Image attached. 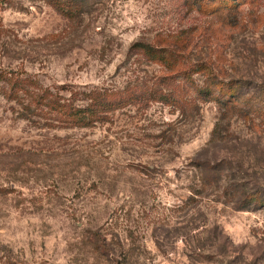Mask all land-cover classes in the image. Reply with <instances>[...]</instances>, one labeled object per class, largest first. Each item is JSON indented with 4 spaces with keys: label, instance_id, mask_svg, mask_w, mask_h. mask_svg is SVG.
<instances>
[{
    "label": "rangeland",
    "instance_id": "rangeland-1",
    "mask_svg": "<svg viewBox=\"0 0 264 264\" xmlns=\"http://www.w3.org/2000/svg\"><path fill=\"white\" fill-rule=\"evenodd\" d=\"M4 2L0 264H264V204L236 202L264 199V118L222 120L213 103L185 118L150 102L93 127L46 128L2 93L5 73L80 91L163 77L131 47L178 41L179 69L202 63L251 95L264 87V0L214 16L192 0Z\"/></svg>",
    "mask_w": 264,
    "mask_h": 264
},
{
    "label": "trees",
    "instance_id": "trees-1",
    "mask_svg": "<svg viewBox=\"0 0 264 264\" xmlns=\"http://www.w3.org/2000/svg\"><path fill=\"white\" fill-rule=\"evenodd\" d=\"M192 1L196 3L198 11L202 10L201 4L208 3V6H211L208 13L214 16L222 11L226 14L236 13L238 6L256 0H209L211 3L204 0ZM4 3L2 0V4ZM74 12L75 9H67L64 14L69 18L74 16ZM171 42L164 47L137 42L131 47V50L144 60L163 65L168 70L163 77L137 79L122 88H92L80 91L74 87L49 89L40 86L26 75L15 78L12 73H5L2 74V81L6 82L7 86L6 89L2 88V93L7 95L8 99L14 98L18 102L19 116L22 119L46 128H89L110 122L112 115L117 111L130 106H147L150 102L170 106L185 118L195 114L199 103L215 104L221 110L222 120L231 114L245 117L251 112L264 118V104L255 105L256 100L261 98L264 87H254L251 90L253 94L248 95L241 79H220L211 69H204L202 63L192 65L190 71L179 69L182 43ZM195 74L200 75L202 82L195 84ZM62 93H68V97L62 96ZM216 131L214 129L213 135ZM207 168L209 171L217 170ZM205 181L207 183V178ZM236 187L235 184L230 185L231 190ZM233 194L239 196L240 192L234 190ZM243 194V200L239 197L236 201L242 210L253 204H264V199L258 192Z\"/></svg>",
    "mask_w": 264,
    "mask_h": 264
}]
</instances>
